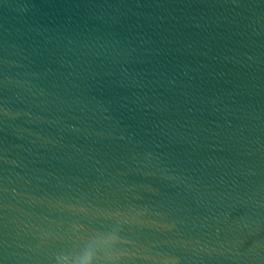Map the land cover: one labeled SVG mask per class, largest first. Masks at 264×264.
<instances>
[{"label":"water","instance_id":"obj_1","mask_svg":"<svg viewBox=\"0 0 264 264\" xmlns=\"http://www.w3.org/2000/svg\"><path fill=\"white\" fill-rule=\"evenodd\" d=\"M0 264H264V0H0Z\"/></svg>","mask_w":264,"mask_h":264}]
</instances>
